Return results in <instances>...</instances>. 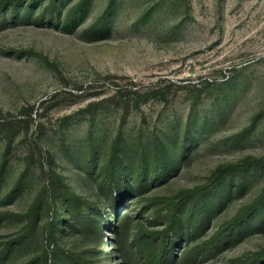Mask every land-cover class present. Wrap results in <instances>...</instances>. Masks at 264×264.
<instances>
[{
  "label": "rangeland",
  "instance_id": "374dc122",
  "mask_svg": "<svg viewBox=\"0 0 264 264\" xmlns=\"http://www.w3.org/2000/svg\"><path fill=\"white\" fill-rule=\"evenodd\" d=\"M9 1L0 0V263L148 264L142 247L225 176L230 193L202 228L177 234L171 264H264V224L220 235L264 194V0H89L73 27L63 21L81 0H59L56 18L51 0H20L17 18ZM156 138L174 163L149 162L136 188ZM115 143L127 168L111 203L101 177ZM53 176L95 227L67 225Z\"/></svg>",
  "mask_w": 264,
  "mask_h": 264
},
{
  "label": "trees",
  "instance_id": "16d2710c",
  "mask_svg": "<svg viewBox=\"0 0 264 264\" xmlns=\"http://www.w3.org/2000/svg\"><path fill=\"white\" fill-rule=\"evenodd\" d=\"M18 2L20 0H10L9 2L5 3V8L8 10H11L12 13L17 18L16 13H18V10L22 9V7L18 6ZM58 2L59 0H51L50 7L48 8L49 13L52 15V17L56 18L58 17L56 14V11H58ZM89 0H81L79 4L74 6L66 16L65 20L63 21L65 26H74L75 22L78 21L80 17L84 15V12L86 11L87 4ZM9 3V5H8ZM33 2L29 3V8H26L24 15L28 16L31 15L33 11ZM8 5V6H7ZM107 15H103L101 19L94 25L95 31H101L103 27V23L105 21ZM4 19V17H3ZM114 148V155L113 157L116 159V161H111L108 163L106 172L103 175L102 170L99 173V178L101 177V186H109L108 194L110 193V202H114V196H113V190L112 187L114 186V183L117 182L118 178L117 176H123L124 170L127 168V166L122 165L123 158H120L118 155L117 150L119 149L118 143H115ZM91 159L89 161H95V154L94 150L91 152ZM174 155H170L169 149L165 146V144L159 139L156 138V147H154V150L151 154H146L144 151L142 152V155L140 156V167H143V170L140 172V167L138 170H136L137 176L135 177V182H137L136 188H141L143 186L144 181L146 180V167L149 162L152 163L153 166H155L156 171L160 169V167L171 166L174 163ZM151 160V161H150ZM116 166V167H115ZM246 167H241V175L245 172ZM117 171V172H116ZM239 171V172H240ZM90 173V171H87ZM117 174V175H116ZM120 178V177H119ZM225 178V176H224ZM223 178H215L213 182L209 185L206 190H203L201 193L198 192L197 196V202L194 207H192L193 210H191L186 216H181L179 213H174L172 218L170 219V227H168L165 230L159 231L158 236H161V242L157 244H150L149 246H143L142 249L145 251V258L147 259L148 264H171L172 258L170 254V250L174 241V238L177 236V234H183L185 230L188 234L192 232L193 230L197 231L198 229L202 228L204 221L206 220V217L209 215V212L212 211L213 205L219 207L223 203L225 195L229 194V190H227V183L224 181ZM227 178V177H226ZM51 186H53L54 191L53 193H57L60 196L62 195V201L61 204L66 209V212L68 213V220L67 225L71 228H78L87 225H91L92 227H95L96 225V218L91 217L89 212H87L86 206H88L85 202H82L81 197L77 195H73L70 190L63 189L62 191L58 192V180L55 176H53L51 179ZM225 183V184H224ZM107 184V185H106ZM231 182L229 183L230 186ZM237 190H240L242 188V184L239 183L237 185ZM92 209V206H89ZM97 209V208H96ZM59 213V212H58ZM59 217L58 220L61 221L62 217L60 214H58ZM250 218V220H249ZM127 220V215H124L122 219V226H125ZM244 221H247V223H244ZM263 225L264 224V194L262 197L254 204L252 208L246 211V213L242 216H240L236 221L232 222L229 227H227L225 230L221 232V236L225 235H233L235 233L236 235L240 234L243 231H246V229H249L251 225ZM252 225V226H253ZM123 231V229H122ZM55 233V232H54ZM120 233V232H119ZM224 239V238H223ZM219 240L221 238H218L216 243H219ZM153 242V241H151ZM119 243H122V236L121 233L119 235ZM216 243H213L215 245ZM6 251V250H5ZM8 251V250H7ZM6 251V253H7ZM4 253V252H3ZM5 253V254H6ZM73 261L76 262V264H91L90 262L77 257L72 256ZM171 258V259H170ZM169 260V261H168ZM2 264V263H0Z\"/></svg>",
  "mask_w": 264,
  "mask_h": 264
}]
</instances>
